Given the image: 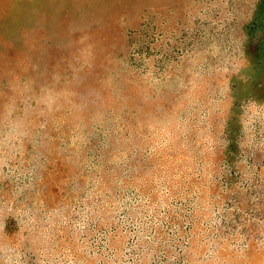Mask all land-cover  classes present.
I'll list each match as a JSON object with an SVG mask.
<instances>
[{"label":"rangeland","instance_id":"rangeland-1","mask_svg":"<svg viewBox=\"0 0 264 264\" xmlns=\"http://www.w3.org/2000/svg\"><path fill=\"white\" fill-rule=\"evenodd\" d=\"M0 264H264V0H0Z\"/></svg>","mask_w":264,"mask_h":264}]
</instances>
